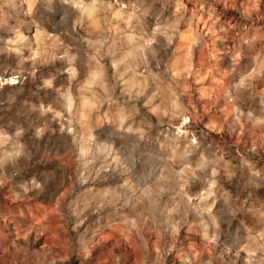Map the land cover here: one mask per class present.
I'll return each mask as SVG.
<instances>
[{"label":"rangeland","instance_id":"374dc122","mask_svg":"<svg viewBox=\"0 0 264 264\" xmlns=\"http://www.w3.org/2000/svg\"><path fill=\"white\" fill-rule=\"evenodd\" d=\"M0 264H264V0H0Z\"/></svg>","mask_w":264,"mask_h":264},{"label":"bare ground","instance_id":"6f19581e","mask_svg":"<svg viewBox=\"0 0 264 264\" xmlns=\"http://www.w3.org/2000/svg\"><path fill=\"white\" fill-rule=\"evenodd\" d=\"M92 10H93V6L88 5V6H85V7H84V11H85L87 14H90V12L92 13ZM8 80H10V83H12V82L15 81L13 77H12V78H9ZM192 142H193V141H192ZM73 187H74V186H73ZM67 237H68V236H67Z\"/></svg>","mask_w":264,"mask_h":264}]
</instances>
